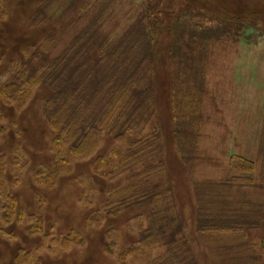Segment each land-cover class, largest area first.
I'll return each mask as SVG.
<instances>
[{
    "label": "rangeland",
    "instance_id": "1",
    "mask_svg": "<svg viewBox=\"0 0 264 264\" xmlns=\"http://www.w3.org/2000/svg\"><path fill=\"white\" fill-rule=\"evenodd\" d=\"M70 1L74 10L65 17L62 12ZM147 1L97 0L98 11L107 8L103 18L105 35L111 40L120 37L138 19ZM88 3L0 0V84L6 80L10 62L25 61L35 50H43V56L49 58L57 55L72 34L87 24V17L78 18V14ZM160 3L165 25L159 35L162 51L158 56L163 63L156 69L152 103L156 123L166 131L163 181L171 184L175 209L191 231L192 207L197 208L195 187L227 181L233 156L254 163L251 177L256 187L224 190L221 202L226 200L228 209L247 210L248 203L264 206V7L260 5L262 0ZM36 11L42 15L39 25L32 21ZM93 13L89 9L88 16ZM192 38L204 48L206 62L196 157L189 170L175 160L168 132L169 89L176 71L174 64L183 50L179 52L177 44H188ZM50 95L45 86L32 89L20 109L4 105L0 99V112L5 117L0 124V165L8 194L16 205L10 214L0 200V264L149 263L162 251L120 259L138 241L142 227L136 217L138 210L105 215L101 225L91 222L102 215L101 206L108 192L123 186L129 175L108 181L92 170L94 159L110 153L113 141L102 136L91 158L69 160L63 168L54 164L51 147L56 134L42 114V103ZM263 238L264 228L230 238L224 245L216 243L215 248L201 246L198 262L264 264V252L259 247L250 249L259 246Z\"/></svg>",
    "mask_w": 264,
    "mask_h": 264
},
{
    "label": "trees",
    "instance_id": "2",
    "mask_svg": "<svg viewBox=\"0 0 264 264\" xmlns=\"http://www.w3.org/2000/svg\"><path fill=\"white\" fill-rule=\"evenodd\" d=\"M89 2L81 7V13L78 10V18L87 17V24L72 34L57 55L49 58L43 56V50H35L27 60L9 63L6 80L0 84V99L4 105L20 109L32 89H50L51 95L42 103V114L56 134L51 152L57 167H67L68 161L75 158H91L102 136L113 141L110 153L94 159L92 170L108 181L129 175L123 186L108 192L101 206L102 215L91 222L101 225L105 215L138 210L136 217L142 221L138 241L120 259L162 251L147 264H199L197 251L201 246L207 249L216 243L224 245L230 238L263 229L264 206L248 203L247 210L228 209L227 201L221 202L224 190L256 187L251 177L254 163L238 155L230 159L231 176L223 184L195 187L197 208L192 207L191 231L187 229L173 204L172 186L163 181L166 131L156 123L152 103L156 69L163 63L158 56L162 51L159 35L165 25L162 3L148 0L138 19L111 40L103 32L107 8L98 11L97 0ZM260 5L264 7V0ZM89 9L94 12L91 16ZM73 10L70 1L62 13L67 17ZM41 19L40 11H36L33 23L39 25ZM189 41L191 44H177L179 52L183 50L174 64L176 71L169 89L168 133L175 160L190 170L196 157L205 93L206 52L197 39ZM4 121L0 112V124ZM91 190L95 191L93 187ZM0 200L7 213L15 211L2 164ZM258 247L264 252V238L250 249Z\"/></svg>",
    "mask_w": 264,
    "mask_h": 264
}]
</instances>
